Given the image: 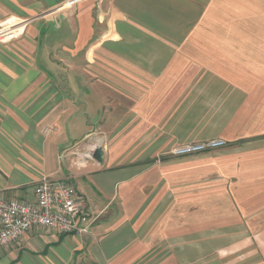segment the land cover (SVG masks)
<instances>
[{
    "label": "crops",
    "instance_id": "0c3cea01",
    "mask_svg": "<svg viewBox=\"0 0 264 264\" xmlns=\"http://www.w3.org/2000/svg\"><path fill=\"white\" fill-rule=\"evenodd\" d=\"M65 1L0 0L20 31L0 39V193L34 202L41 177L67 179L91 223L37 225L0 264H264V0ZM211 121L232 185L198 217L157 130ZM95 131L107 147L86 158Z\"/></svg>",
    "mask_w": 264,
    "mask_h": 264
},
{
    "label": "built area",
    "instance_id": "2783aa9c",
    "mask_svg": "<svg viewBox=\"0 0 264 264\" xmlns=\"http://www.w3.org/2000/svg\"><path fill=\"white\" fill-rule=\"evenodd\" d=\"M72 1L77 0L70 2ZM1 25L4 28L9 26L8 24ZM17 30L18 27L14 26L7 31L4 30L5 32L0 31V37L8 32L12 33L9 38L13 37L20 32ZM52 130L53 127H46L44 133L48 135ZM107 141L103 132H93L87 139L89 149L83 151L84 156L94 157V152L107 147ZM224 143V140L215 139L210 142V145L216 147ZM205 147V144L186 145L185 148L177 149L176 153L185 154L202 150ZM35 195L34 202H27L18 198H8L0 193V250L9 247L37 225L65 233H78V235L88 233L91 223L90 213L85 208L82 196L74 183L63 178L51 179L43 176L35 185Z\"/></svg>",
    "mask_w": 264,
    "mask_h": 264
},
{
    "label": "rangeland",
    "instance_id": "374dc122",
    "mask_svg": "<svg viewBox=\"0 0 264 264\" xmlns=\"http://www.w3.org/2000/svg\"><path fill=\"white\" fill-rule=\"evenodd\" d=\"M70 1L71 0H66L56 8H66L70 7V4L75 5L78 3L76 1H72L71 3ZM0 28H4L1 23ZM8 29L10 28L5 30L7 31ZM11 34L12 33L8 32L7 34L1 35L0 39L6 38L3 40H10L19 35V33H14L16 35L9 38ZM181 116L184 117V115ZM218 124L219 123L217 122L211 121L204 123L203 125H160L157 130V134H163L165 144L161 147L155 157L158 160L164 157V165L167 173L177 175L185 184L191 183L192 185L196 183L197 186L194 189L197 190L196 206L198 209V217H201L200 214L203 213L204 210L200 209H204L203 204L207 199L208 204L212 202V204H214L213 206H220L219 201L222 196L221 190L225 188L226 183L228 186L229 184L232 185V180L228 179L223 172V169H227L228 163L220 158L231 150L235 151V146L229 144V139L226 135V128H224L223 125ZM151 132L152 131L150 130L149 137H152L150 136ZM215 139L224 140L225 143L221 146L213 147L210 145V142ZM198 144H205L206 147L202 150L185 154L176 153L177 149L185 148L186 145ZM211 187L212 189H210ZM204 188L210 189H207L209 190L207 194L205 193L207 190H204L201 193ZM229 197L232 198L233 196ZM211 199L213 200L211 201ZM235 213H237V211ZM211 227L212 226H198V231L199 229H207ZM216 227L220 228V226Z\"/></svg>",
    "mask_w": 264,
    "mask_h": 264
}]
</instances>
